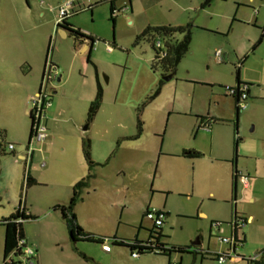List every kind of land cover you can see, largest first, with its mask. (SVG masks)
<instances>
[{
	"label": "rangeland",
	"instance_id": "obj_1",
	"mask_svg": "<svg viewBox=\"0 0 264 264\" xmlns=\"http://www.w3.org/2000/svg\"><path fill=\"white\" fill-rule=\"evenodd\" d=\"M64 1H74L84 9L70 21L77 29L99 34L100 51L104 52L105 44H112L113 36L124 48L117 50L114 65L108 66V73L102 75L105 88L109 76L113 83L124 71L131 86L122 87L127 98V104L121 105L123 116H112L111 98L105 97L94 122L93 140L111 139L115 149L108 162L95 168V178L84 190L86 202L79 209L85 230L106 238L147 240L154 227L145 214L156 209L169 214L163 226V241L167 244L190 249L200 241L204 248L210 244L219 249L225 244L211 236L218 229L212 225L220 223V237H229L230 224L237 213L241 219L252 218L238 231L239 237L245 238L240 251L247 257L264 254V38L253 51L263 35L264 0H215L205 10L197 9L202 0H184L192 4L183 17L185 22L191 18L194 24L191 52L159 93L158 82L164 77L151 73L156 84L136 105L134 91L138 93L146 79L139 78V70L145 66L144 60L152 57V52L147 45L135 47V38L143 30L140 22L148 19L163 22L158 12L162 3L151 1L148 15L135 14L128 18L120 15L113 25L108 5H95L94 0H0V196L5 206L8 200L18 202L26 174L9 145L17 149L26 147L31 127V91L19 87L18 94L14 90L19 81L32 82L31 76L24 75L27 64L33 66L36 74L45 67L55 37L51 31L53 22ZM90 6L96 8L94 18ZM40 12L45 14L44 18ZM239 69L241 82L251 85L252 95L247 100V109L240 112L237 120L236 103L227 95L226 87L237 86ZM208 115L218 120L212 132L198 129L200 120L196 116ZM138 120L143 123L142 137L137 141L122 139L116 145L119 134H137ZM235 140H238L237 148ZM98 147L101 151V145ZM184 150L198 152L201 157L187 160L168 155L158 161L161 152L182 154ZM45 156L46 169L40 168L39 155L33 173L46 183L31 190L30 196L36 193L50 196L60 188L53 178L62 173V166L48 154ZM235 168L252 184L250 196H241L243 188L238 180L234 197ZM120 170L122 175L118 177ZM120 178L124 180L122 183ZM24 227L30 240L36 241L35 246H29L39 249L43 264H124L126 261L112 262L97 243L78 242L76 249L68 247L70 243L63 241L61 228L52 220H31ZM5 230L0 228L1 235L4 236ZM108 243L114 253L135 263L142 259L146 264H163L167 260L154 254L141 255L137 260L129 249Z\"/></svg>",
	"mask_w": 264,
	"mask_h": 264
},
{
	"label": "crops",
	"instance_id": "obj_2",
	"mask_svg": "<svg viewBox=\"0 0 264 264\" xmlns=\"http://www.w3.org/2000/svg\"><path fill=\"white\" fill-rule=\"evenodd\" d=\"M109 1L111 0H94V4L95 5L107 4L109 8V12H110L111 6L109 4ZM151 1H157L158 5L162 3L160 7V11L158 12H160L159 13L160 16L163 17V22L155 23L154 20L147 18L148 19L147 21L140 22L139 26H142L143 30H141V32L137 34L136 37L140 35L149 26H152V27L186 26L188 24H192L194 26L193 20L191 18L188 19L187 22H185L183 18L186 15V12L189 11V8L192 7L191 2L184 3V0H114V6L120 9L127 6L128 9L125 10L121 15L128 18L135 14L140 15L142 13H145L146 15H148L149 13L148 6ZM221 1H225V0H221ZM168 2H171L172 4H169ZM155 3L156 2H154V4ZM166 4H169L170 6H165ZM201 4L202 2L200 4H197L198 10H205L209 7L208 6L202 9ZM90 7H93V6H90ZM75 9H76L75 10L76 12L84 11V9L83 10L80 9V5H76ZM95 9L96 8L93 7L92 11H90L92 18H94L95 16ZM40 15L42 16V18H44L45 16V14L42 12H40ZM152 17L156 18L157 16L152 15ZM56 20L53 22L54 24L51 30L52 33L54 32L55 37L54 39H52L53 40L52 44H54V46L51 51L52 53L50 55V62L60 70V74L62 71V75H60L61 85L55 88V91L53 92V95L51 97L52 106L50 109L46 111V117H45L44 123L48 129V136L43 143L36 144L34 146L35 153L33 155V159L31 160L28 166V169L26 167V162L24 160V157L27 155L26 151H27L28 145L21 149L20 148L17 149V147L14 146V150L10 151L11 153L14 154V156H16V158L22 164L24 173H26L25 176L29 175L30 178L34 181V184L31 187L24 189V182H25L24 181L25 176H24V180L20 188L18 202H14V201L12 202L11 200H8L7 207L3 203L2 197L0 196V220L6 219L10 217L11 215L15 214V212L18 209H21V210L25 209L27 210L26 215L30 219L23 221L22 225L17 228L16 232L24 235L28 246L29 244H33V246H35L36 241L30 240L27 230L24 227V223L30 222L31 220L34 221L38 219L40 220L45 219V220H52L54 223H56L58 227L61 228L63 241L65 239V241H67L68 244L70 243L69 244L70 246L68 247L76 249V246H75L76 243H73L70 239L69 232L67 229V224L62 218L61 212L54 210V208L56 206L68 205L73 196L74 187L76 186V184L79 183L80 181L85 180L87 176L89 175V173L93 174L96 167L100 166L102 163L108 162L109 159H111L113 155V151H114L113 149H115V143L111 139L93 140L92 135L94 133L92 132V129H93L94 122L98 114L102 110V107H103L102 103L105 97L111 98V102L109 103H110V106L113 107L112 112H110L112 113V116H116V117L123 116L121 105L127 104V98H126V91L122 90V87H124L125 89H130L131 86H129L130 83L126 82V77H124L126 71H124V73L121 75L120 78L115 79L113 83H112V78L109 76L108 84L106 85L107 88H105V85L102 83V79H101L102 75H106V73H108V66L110 67L114 65L113 59L118 56L117 50L124 49L120 44H118L114 36H113L112 44H109V43L105 44V46L110 45L113 48V51L108 52L105 47V50L103 52V51H100L99 48H97V45L99 44V42L102 41V38H100L99 34L88 33L82 29H79L85 35L93 37L97 39L98 41V43L94 46L93 50L89 54L86 53L85 55H81L80 54L81 48L78 46L80 41L75 39L71 35H69V33H67L66 31L62 29H58L56 26ZM69 23L72 24L75 29H77L70 20H69ZM129 24H132V22L130 21ZM151 52H152V57L150 59L144 60L145 66L146 64L149 63V68L145 70V66H143L142 70L141 69L139 70L140 71L139 78H141L142 80L144 78L146 79H145V83L143 84V86H140L138 88V93L137 91H134L135 92V95L133 96L134 105L139 103L143 99L142 95H147L146 94L147 90H151L153 88V85L155 86L156 84V79L151 76V73L154 75L157 74V73H154L150 68V63L154 58V53L152 50ZM27 66H28V70H25L24 75L31 76L32 82L29 81L28 83L25 81L24 82L19 81L17 82L18 88L17 90H14V91H17V93L19 94L21 92V89H19V87H23L28 92L31 91L29 94L34 95L38 91L39 87L41 86L45 67L43 68L42 71L40 70L38 74H36L33 66H31L30 64H27ZM148 69L150 71H148ZM177 71H178V68H177ZM177 71L175 75L177 74ZM147 80L149 81L148 83H147ZM239 81L241 82L240 77H239ZM159 82H158V85H159ZM17 83H16V86H17ZM99 88H101L102 90V100H101L99 111L96 117L94 118V120L91 123H87V114H88L89 107L91 103H93L96 100ZM251 95H252V92L249 87V98ZM196 118L201 121L200 118L202 117L196 116ZM139 121L140 120H138V122ZM200 121H199V124H200ZM136 130H137V134H131V135H129L128 133L119 134L120 136H118L119 137L118 142L116 141L118 144L116 143V145L119 146L120 141L122 139L132 140V141L139 140L143 134H141L137 138H134L138 135V123L136 124ZM30 131H31V127H30ZM210 132H212V127H211ZM29 139H30V136H29ZM87 144L89 145V148H90L91 160L95 164L92 171H90L88 163L84 157V148H85V145ZM99 145H101V151L98 147ZM186 152H195V151L184 150L182 154H171L169 152L167 153L165 152V154H162L161 152V154L159 155L158 161L160 162L161 156H168V155H176V156L178 155L187 160H197V159H188L184 157L183 155ZM45 154L46 155L48 154V157L49 156L53 157L54 160H57V162L60 163L62 166V169H63L62 173L58 172V175H56V177L53 178L55 183L60 188L57 191H55L53 195L51 194L50 196H45L43 194L38 196L37 193L35 196H30L29 193L31 190H33L35 187L42 186L44 185V183H46L40 180L38 175L36 176L33 173L35 169L34 163H35L36 157L40 155L41 161L44 160L46 163ZM46 166H47V163L45 164L44 168H41V167L40 168L46 169ZM121 171L122 170L118 172L117 174L118 177L122 175ZM247 175L250 177L249 174ZM92 180H90V182ZM123 181L124 180L120 178V182L122 183ZM90 182L88 183V186L85 189H87L90 186ZM160 189H161L160 191L167 192V189L165 188H160ZM236 189L237 188L234 185V197H236ZM84 190L82 191V195H81L82 200L76 205L74 212L77 217V224L85 232L93 234L85 230V226L80 216L79 206L86 202L85 198L83 197ZM246 191L247 193H245ZM246 194L248 196L252 194V184L250 182H249L248 189L246 190L242 189L241 196L244 197L246 196ZM87 196H89V193H87ZM166 214L168 217L169 214L168 213ZM201 216L205 217L204 214H201ZM246 220L248 222L249 220L251 221L252 218L249 217L248 219L246 218ZM0 228L2 227L0 226ZM218 231L220 233L222 230L219 228ZM150 232L151 231H149V235H150ZM66 234H67V237H66ZM210 234L211 236H214L213 232H211ZM93 235H96V234H93ZM96 236H99V235H96ZM99 237H102V236H99ZM4 239H5V234L3 236L0 233V264H4ZM148 239H149V236H148ZM239 239L243 241V243L240 246H238L235 259L228 261L225 264H256L257 262L264 264V254L256 255L253 257L245 256V254L241 252L239 249V248L241 249L243 248V244L245 243V238L241 239L239 237ZM120 240H124L127 243H131L132 241H134V240H126V239H120ZM135 240H139V239L136 238ZM139 241H146V240H139ZM202 244L203 243L198 241V245H195L202 251L201 255H195L193 253L171 254L168 256L162 255L163 257L167 259L166 261H163V264H218L216 262L217 253L224 252L229 249L228 246L226 245H220L221 247L219 249L212 248L210 244L206 248H204ZM116 247H119V246H116ZM33 249L35 250L37 254V264H43L44 263L42 259L43 257L40 254L39 249L37 248H33ZM74 249L72 250L74 251ZM101 252L106 257H108L109 260H112V262H116L117 260L120 261L121 259L123 260V263L126 260L124 264H127L126 262H128V264L130 263L146 264V262L144 263L142 262L143 261L142 259L136 263L134 261H129L128 259L124 258L123 255L114 253L112 248L109 253L104 252L102 249H101ZM248 260H250V262Z\"/></svg>",
	"mask_w": 264,
	"mask_h": 264
},
{
	"label": "trees",
	"instance_id": "obj_3",
	"mask_svg": "<svg viewBox=\"0 0 264 264\" xmlns=\"http://www.w3.org/2000/svg\"><path fill=\"white\" fill-rule=\"evenodd\" d=\"M215 0H202L201 8L204 9L210 6ZM111 6L110 9V20L112 21L113 25H115L116 19L113 18L112 13L116 8L114 6V0L109 1ZM93 7L89 8V11H92ZM76 10V9H75ZM73 11L71 17L66 19L63 22V25L57 26L58 29H62L69 33L72 37L77 40H89L92 42V46L90 52L93 50L94 46L96 45L97 39L85 35L79 29H75L72 24L69 23L70 18L74 15H77L80 12ZM264 38V30L263 35L256 47L253 51L262 43V39ZM193 39V25L188 24L186 26H161V27H147L140 35L136 37L134 46L139 47L142 45H147L154 53V58L150 63V68L154 73H160L163 77L169 75H175L178 66L182 62V60L191 52V44ZM160 42L162 44V48L157 46V43ZM245 62V61H244ZM243 62V63H244ZM240 69L237 70L236 77H237V86L246 85L248 87V98H249V84H243L239 81L240 77ZM164 80H160L158 85V93L161 92L162 87L164 86ZM231 97V96H230ZM236 103V118L239 119L240 111L238 107V98L233 96L232 97ZM102 100V90L99 88L97 93L96 100L91 103L88 114H87V123H91L94 118L96 117ZM200 124L209 123L211 127L215 125L218 120L211 118L209 116L200 118ZM31 120V131H30V139L32 137V117L30 115ZM143 132L142 123L138 122V135L134 138L140 136ZM29 139V140H30ZM235 146L237 148L238 140H235ZM184 157L188 159H198L201 157L200 153L197 152H186ZM84 157L88 163L90 171H92L94 167V163L90 157V148L89 145H85L84 148ZM237 175L238 171L236 168L233 172V183L236 187L237 185ZM94 178L92 173H89L87 178L83 181H80L74 187L73 196L66 206H56L54 210L60 211L63 220L67 224V229L69 232L70 239L73 243L78 242H90V243H97L100 244L101 247L110 242L113 246H119L129 249L130 254L137 253L140 257L141 255L145 254H154L157 256L161 255H171V254H188L189 248H182L171 246L163 241L165 238L163 234V227H154L151 230L149 239L146 241H139L134 240L131 243H127L124 240H120L117 237L113 238H106V237H99L90 233L85 232L78 224H77V217L75 215V207L76 205L82 200L81 195L82 191L88 186L90 180ZM34 184V181L27 175V178L24 182V189L31 187ZM148 212V211H147ZM145 214V217L147 215ZM164 212V211H163ZM27 210L18 209L15 214L11 215L10 217L0 220V226L4 227L6 230L5 232V239H4V264H24L22 261V249L19 247V241L21 239H25L23 234L17 233V228L22 225L23 221L30 219L27 215ZM236 220H242L247 222L245 218L241 219L238 217L237 213L234 214ZM167 218V214H166ZM21 237V238H19ZM26 240V239H25ZM243 243V241H241ZM109 244V243H108ZM159 251L160 253H156ZM37 260V259H36ZM250 262V260H248ZM256 264H261L257 262Z\"/></svg>",
	"mask_w": 264,
	"mask_h": 264
},
{
	"label": "built area",
	"instance_id": "obj_4",
	"mask_svg": "<svg viewBox=\"0 0 264 264\" xmlns=\"http://www.w3.org/2000/svg\"><path fill=\"white\" fill-rule=\"evenodd\" d=\"M76 3L74 1H64L57 10V20L56 26L63 25V22L71 17L73 11L76 8ZM128 7L115 8L112 16L113 18H118ZM98 42H96L97 44ZM159 48H162V44L160 42L157 43ZM106 49L108 52H112L113 48L110 45H106ZM52 51V41L50 44V51L48 53V59L45 64L43 79L41 86L39 87L38 91L30 97L29 105H30V115L32 117V137L29 140L28 147H27V155L24 157L26 162V167L28 166L33 159V155L35 153V145L43 143L47 136H48V129L44 123L46 117V111L51 108V97L53 92L55 91L57 84V80L60 77V70L54 66L50 62V52ZM216 56L218 57V62H220V53L217 52ZM49 61V62H48ZM227 95L238 98V107L239 111H245L247 109V100H248V87L246 85L235 86V87H226ZM198 129L206 130L207 132L211 131V125L209 123L201 124ZM9 150L13 151L14 146L9 145ZM40 167H45V161L42 160L40 163ZM27 175L25 176V180ZM24 180V181H25ZM240 180L242 184V188L244 190L248 189L249 187V179L243 174L238 173L237 175V182ZM146 218L152 222L153 227H163L165 224L166 213L163 211H159L153 209L151 211L148 210ZM247 222L242 220H236L234 217V222L230 224L232 234L229 237H220L219 228L220 223H213L212 227L218 228L217 231L213 232V235L219 240V242L228 246V250L224 252H219L216 255V262L218 264H225L228 261L234 260L236 257V252L238 246H240L241 240L238 237V231L241 229L242 225L246 224ZM21 238V237H19ZM19 247L22 249V261L24 264H37V254L35 250L27 245V241L25 239H21L19 241ZM102 250L104 252L109 253L111 251V247L108 243L102 246ZM156 253H160L156 251ZM132 258L137 259L139 256L137 253L131 254Z\"/></svg>",
	"mask_w": 264,
	"mask_h": 264
},
{
	"label": "water",
	"instance_id": "obj_5",
	"mask_svg": "<svg viewBox=\"0 0 264 264\" xmlns=\"http://www.w3.org/2000/svg\"><path fill=\"white\" fill-rule=\"evenodd\" d=\"M79 44L78 46L81 48V52L80 54L81 55H85L86 53H90V49H91V46H92V42L89 41V40H83V39H80L79 40ZM174 75H169V76H166L163 78L164 81H170L172 78H173ZM61 81V77L58 78L57 80V84H59ZM194 246L195 245H198V242L197 243H194L193 244Z\"/></svg>",
	"mask_w": 264,
	"mask_h": 264
},
{
	"label": "flooded vegetation",
	"instance_id": "obj_6",
	"mask_svg": "<svg viewBox=\"0 0 264 264\" xmlns=\"http://www.w3.org/2000/svg\"><path fill=\"white\" fill-rule=\"evenodd\" d=\"M189 253H193L195 255H201L202 251L197 246H194L193 248H190Z\"/></svg>",
	"mask_w": 264,
	"mask_h": 264
}]
</instances>
